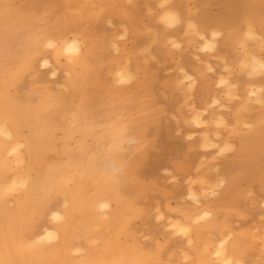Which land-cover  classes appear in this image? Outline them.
I'll list each match as a JSON object with an SVG mask.
<instances>
[{
  "label": "rangeland",
  "instance_id": "rangeland-1",
  "mask_svg": "<svg viewBox=\"0 0 264 264\" xmlns=\"http://www.w3.org/2000/svg\"><path fill=\"white\" fill-rule=\"evenodd\" d=\"M262 65L264 0H0V264H264Z\"/></svg>",
  "mask_w": 264,
  "mask_h": 264
},
{
  "label": "clouds",
  "instance_id": "clouds-1",
  "mask_svg": "<svg viewBox=\"0 0 264 264\" xmlns=\"http://www.w3.org/2000/svg\"><path fill=\"white\" fill-rule=\"evenodd\" d=\"M161 20H162V22H164L168 27H172V26H174L176 23H178V16H177L176 13H166V14L161 18ZM213 35H214V37H215V36L218 35V34H215V33H214ZM249 35H250V34H249ZM120 39H123V37H120ZM175 47H179V46H178V45H175ZM212 47H214V46L205 45V48L202 49V50H204V51H210ZM261 67L264 68V65H262ZM132 79H133V76H132L130 73L126 72V71H121V72H118V73H117V83H118V84H128V83H131ZM220 83L223 84V83H225V81L222 80ZM193 123H194L197 127L202 126V125H200L198 119H194ZM222 126H223V122H222V121L219 122V123L217 124V127H222ZM0 137H4V138H6V139H7V138H10V137H9V134H8V133H7L2 127H0ZM189 138H191V137H189ZM204 147H205V148H214V147H216V145H214V144H206V145H204ZM229 150H230L229 146H226L224 149H221V153H223V152H225V151H229ZM213 194H215V193H213ZM189 199H195V197L192 196V195L190 194V195H189ZM108 207H109V205H108L107 203L101 204V205H100V210H101V211H104V210H106ZM207 217H208V214L205 213V215H204L203 217H201V219H206ZM53 219H54V220H59V219H61V218H60L59 216L54 215V216H53ZM187 231H188V229L183 228V227H181V228L178 229V233H179V234H186ZM217 256H218V257H222V256H223L222 251H218V252H217ZM222 264H231V261H230V260H222Z\"/></svg>",
  "mask_w": 264,
  "mask_h": 264
},
{
  "label": "bare ground",
  "instance_id": "bare-ground-1",
  "mask_svg": "<svg viewBox=\"0 0 264 264\" xmlns=\"http://www.w3.org/2000/svg\"><path fill=\"white\" fill-rule=\"evenodd\" d=\"M179 21V20H178Z\"/></svg>",
  "mask_w": 264,
  "mask_h": 264
}]
</instances>
